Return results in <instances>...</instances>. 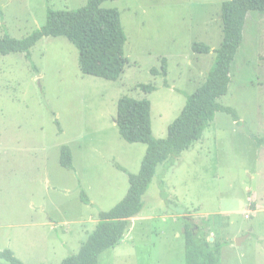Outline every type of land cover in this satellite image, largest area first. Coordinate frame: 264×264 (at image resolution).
<instances>
[{"label": "rangeland", "instance_id": "rangeland-1", "mask_svg": "<svg viewBox=\"0 0 264 264\" xmlns=\"http://www.w3.org/2000/svg\"><path fill=\"white\" fill-rule=\"evenodd\" d=\"M223 1H104L102 7L119 11L126 35L127 62L116 80L82 73L79 51L64 36L42 37L30 59L0 54L1 249L24 264H60L78 251L98 213L126 195L128 173L139 171L146 150L120 136L118 99H148L152 135L165 138L185 94L202 84L214 62ZM86 2L0 0V36L23 38L45 23L48 9L75 10ZM195 42L211 51L194 52ZM229 75L218 102L234 108L239 121L216 112L172 165L156 167L142 209L98 264H185L186 222L199 237L222 244L220 264H264V143L252 138L264 137V11L247 14ZM141 84L155 90L146 93ZM64 145L72 168L59 163ZM82 190L90 203L81 201Z\"/></svg>", "mask_w": 264, "mask_h": 264}, {"label": "trees", "instance_id": "trees-1", "mask_svg": "<svg viewBox=\"0 0 264 264\" xmlns=\"http://www.w3.org/2000/svg\"><path fill=\"white\" fill-rule=\"evenodd\" d=\"M107 0H87L75 10L48 9L45 23L23 38L8 33L0 36V54L22 52L30 59V48L44 36H64L79 51L78 65L84 74L107 80H116L123 72L127 59L124 55L126 35L116 8H105ZM250 11H264V0H225L221 4L223 38L220 46L213 49L214 62L205 80L194 92L186 95V102L179 115L168 125L165 138H154L151 131L150 101L122 96L117 102L115 123L120 136L127 142H140L146 150L137 173H128V191L112 208L98 213L93 230L75 254L62 259L60 264H98L102 252L115 246L123 237L132 217L143 207V195L155 175L156 167L165 162L172 165L175 157L198 140L202 131L213 120L216 112H223L238 122L237 111L224 106L218 99L225 95L231 81L230 66L241 44L242 29ZM2 10L0 7V16ZM194 52L207 54L210 46L201 42L192 44ZM161 73L166 75L165 59ZM153 74L157 70H151ZM142 91L155 90L152 84L139 85ZM261 145L264 137L252 135ZM59 163L72 168V153L67 145L61 147ZM122 171L123 167L118 166ZM81 201L90 200L80 193ZM252 206L253 203H251ZM185 264H220L221 243H210L194 231L186 222ZM0 259L6 264H24L9 248H0Z\"/></svg>", "mask_w": 264, "mask_h": 264}, {"label": "built area", "instance_id": "built-area-1", "mask_svg": "<svg viewBox=\"0 0 264 264\" xmlns=\"http://www.w3.org/2000/svg\"><path fill=\"white\" fill-rule=\"evenodd\" d=\"M251 212H252V211H251ZM251 212L247 210L246 213H245V218H248L249 215L252 214Z\"/></svg>", "mask_w": 264, "mask_h": 264}, {"label": "water", "instance_id": "water-1", "mask_svg": "<svg viewBox=\"0 0 264 264\" xmlns=\"http://www.w3.org/2000/svg\"><path fill=\"white\" fill-rule=\"evenodd\" d=\"M241 239H242V238H237V239H236V245H238V244L240 243Z\"/></svg>", "mask_w": 264, "mask_h": 264}, {"label": "crops", "instance_id": "crops-1", "mask_svg": "<svg viewBox=\"0 0 264 264\" xmlns=\"http://www.w3.org/2000/svg\"><path fill=\"white\" fill-rule=\"evenodd\" d=\"M250 195L252 196V194H250ZM249 197H250V196H248L247 199H248ZM220 213H228V214H229L230 211H222V212H220Z\"/></svg>", "mask_w": 264, "mask_h": 264}]
</instances>
